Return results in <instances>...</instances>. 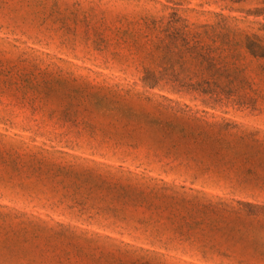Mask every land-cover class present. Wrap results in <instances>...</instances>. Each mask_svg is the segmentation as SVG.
I'll return each instance as SVG.
<instances>
[{
	"label": "rangeland",
	"instance_id": "obj_1",
	"mask_svg": "<svg viewBox=\"0 0 264 264\" xmlns=\"http://www.w3.org/2000/svg\"><path fill=\"white\" fill-rule=\"evenodd\" d=\"M257 47L264 0H0V264H264Z\"/></svg>",
	"mask_w": 264,
	"mask_h": 264
},
{
	"label": "trees",
	"instance_id": "obj_2",
	"mask_svg": "<svg viewBox=\"0 0 264 264\" xmlns=\"http://www.w3.org/2000/svg\"><path fill=\"white\" fill-rule=\"evenodd\" d=\"M251 43V46H258V45H256L254 42H250ZM250 46V47H251ZM257 48H259V49H262L261 47H257ZM250 50H252L251 48H250ZM262 50H264V49H262Z\"/></svg>",
	"mask_w": 264,
	"mask_h": 264
}]
</instances>
